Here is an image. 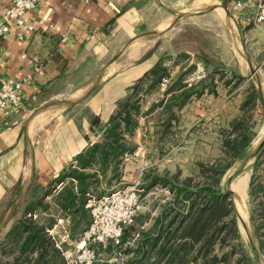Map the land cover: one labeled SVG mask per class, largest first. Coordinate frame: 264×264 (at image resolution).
Here are the masks:
<instances>
[{
    "label": "crops",
    "instance_id": "crops-1",
    "mask_svg": "<svg viewBox=\"0 0 264 264\" xmlns=\"http://www.w3.org/2000/svg\"><path fill=\"white\" fill-rule=\"evenodd\" d=\"M10 2L0 0V23ZM213 3L224 7L234 0H40L26 13L33 30L25 29L20 37L12 28L0 39V89L7 79L31 76L23 87L22 104L8 115L0 113V235L11 232L27 212L23 204L27 197L43 201L27 213L40 211V218L56 213L72 234L88 226L90 214L85 215L88 210L78 197L71 206L62 204L67 188L77 184L68 176L61 181L62 173L71 164L76 166L77 157L85 156L91 144L102 141L119 108L136 101L145 117L159 119V102L179 96L182 88L174 86L178 77L165 89L162 80L155 83L149 75L160 60L176 74L193 64L194 69L205 65L207 71L212 60L225 65L214 66L212 72L230 67L212 54L215 25L222 31L217 46L243 53L241 66L246 63L251 73L252 66L262 63L264 24L253 23L254 7L245 4L233 12L234 37L230 17L192 10ZM192 23L210 32L200 34L184 27ZM197 47L205 57L197 54ZM246 53L256 58L250 61ZM186 79L183 83L188 86ZM139 80L138 88H132ZM160 124L158 120L156 129ZM152 129L150 121L137 128V150L143 142L150 143ZM157 143L158 139L156 147ZM137 154L125 152L121 165L126 170L133 167ZM97 168L93 165L87 171ZM59 181L63 185L56 203L47 204L51 186ZM11 197H16L12 204L1 206Z\"/></svg>",
    "mask_w": 264,
    "mask_h": 264
},
{
    "label": "rangeland",
    "instance_id": "rangeland-1",
    "mask_svg": "<svg viewBox=\"0 0 264 264\" xmlns=\"http://www.w3.org/2000/svg\"><path fill=\"white\" fill-rule=\"evenodd\" d=\"M242 1L248 5L249 0ZM236 2L224 7L216 3L208 4L209 7L197 5L192 10L219 12L227 19L230 17L229 29L235 37L233 12L237 11L234 10ZM250 5L255 8L254 4ZM184 27L200 34L210 32L205 28L201 31L193 23ZM221 34V28L214 25L212 54L230 67L211 71V78L207 79L204 65L205 75L197 79L195 72L194 80H188L190 72L186 70L189 67L179 74L168 69L165 77L169 81L164 84L165 89L174 77L183 76L184 81L188 80L187 88H194V91L184 102L182 96L169 97L166 101L163 98L159 102L162 107L159 119L157 116L145 117L140 107L133 109L136 124L125 134L124 142L134 147L131 152L136 151L138 159L133 167L128 166V170L121 162L120 175L110 183L107 177L112 175V170L108 169L105 176L99 172L101 177L95 187L87 191L98 199L96 219L100 229L113 213L122 214L126 210V205L115 197L123 196L128 190L138 195L135 213L132 220L123 224L119 242L100 230L87 236L95 218L88 207L90 224L80 234H72L64 219L58 218L56 213L42 214L41 218L40 211L25 214L45 227L47 236L59 250L58 257L52 256V250L47 251L49 264H264V146L257 154H252L264 138V103L259 106L247 102L255 92L264 97V50L262 63L255 68L256 73L251 74L246 63L241 66L243 53L217 46ZM197 54L206 55L201 47H197ZM246 56L250 61L256 58L252 53H246ZM188 63L189 60L184 61L183 66ZM158 120L161 124L156 129ZM148 121L153 126V138L148 139L147 145L143 142L137 150L140 140L137 128L147 125ZM244 137L249 145L236 159L233 151L240 148ZM157 139L158 147L154 145ZM228 164L225 173L218 178L221 168ZM154 176L164 177L166 181L158 179L150 183ZM216 180L215 201L206 186ZM63 182L51 186L47 204L56 203ZM13 198H8L2 205L12 204L16 197ZM87 198L88 195L85 206ZM202 206L206 226L203 236L196 240L192 235L201 229L188 233L185 226L188 221H182V218L190 213L195 215ZM210 214L213 216L208 218ZM4 231L0 235V264H17V247L11 241L13 232L6 234ZM83 240L86 248L95 251L90 263L81 260L82 252L77 250V243ZM38 254L36 250L29 252L30 259L24 264H34Z\"/></svg>",
    "mask_w": 264,
    "mask_h": 264
},
{
    "label": "trees",
    "instance_id": "trees-1",
    "mask_svg": "<svg viewBox=\"0 0 264 264\" xmlns=\"http://www.w3.org/2000/svg\"><path fill=\"white\" fill-rule=\"evenodd\" d=\"M194 67L195 65L193 64L189 66L186 71L191 72L194 70ZM149 73V75L154 77V82L159 83L163 77L168 75V70L163 65L162 60H160L158 64L149 71ZM211 75L212 74L206 75L207 79H210ZM183 78V76H179L174 82L175 86L178 88L182 87L179 96L173 95L171 98L176 99L181 98L182 96V100L184 102L194 91V88H187V85L183 84ZM140 81L141 80L135 82L132 88L137 89L139 85L138 83H140ZM247 102L253 103V105L258 103L259 106H263V101L256 92L250 96ZM133 109H137L136 101L132 102V104L129 106L127 103L125 106L119 108L110 118L109 125L106 127L101 139L102 141L91 144L85 156L77 157L76 166L71 164L66 170L63 171L60 178L61 181H63L67 176L77 180V184H72L71 187L67 188L68 190L66 196L63 198L62 202L65 207L71 206L77 197L82 201V203H85L86 192L92 187L94 188L97 181L99 180V177H101L99 172L103 173L105 176L108 169L112 170V175L107 177L109 183L112 182L113 178H118L120 175L119 165L121 163L122 155L125 152H131L134 150V147H129L124 142L126 131L130 133L133 129V126L136 124L133 118ZM248 145L249 142H247L246 138L244 137L240 148L234 149L233 151L236 159L241 157ZM93 165H98L97 170L93 172L87 171V169L93 167ZM228 167L229 164L221 168L218 178L225 173ZM158 179L163 182L166 181L164 177L154 176L150 183ZM216 185L217 180L214 183L210 185L208 184L206 186V189H209L211 193H213L212 198L214 199L217 197V192L215 189ZM41 199L42 198H37L33 200L32 198L28 197L25 198L23 200V204L26 205L27 212L32 209L35 204H42L43 201ZM216 200L217 199H215V201ZM2 204L3 202H1V206ZM215 205L216 202H214L213 206ZM204 210L205 208L202 206L195 212V215H191L190 213L183 215L182 218V221H188L185 225L186 231L188 233L193 234L195 229H201V231L199 230L197 233L192 235L196 240L203 236V230L206 226V214ZM27 212L21 216V218L18 220L19 223L16 224V226L11 230V232H13L11 241L14 243L15 248L17 247L18 254H16L15 258L17 264H24L25 261L27 262L30 259L29 252L32 250H36L37 252L39 251V254L34 259V264H49V259H46L47 251L52 250V256L58 257L59 250L52 244L51 240L47 236L45 227L38 224L36 221H32L31 219L27 218L25 216ZM87 213H89V210L88 212H85V215H87ZM213 214H210L208 218H211ZM190 216L192 217L191 220Z\"/></svg>",
    "mask_w": 264,
    "mask_h": 264
},
{
    "label": "built area",
    "instance_id": "built-area-1",
    "mask_svg": "<svg viewBox=\"0 0 264 264\" xmlns=\"http://www.w3.org/2000/svg\"><path fill=\"white\" fill-rule=\"evenodd\" d=\"M40 0H11L10 5L6 9L5 18L2 23H0V39L7 35L12 28L16 30V33L23 37L24 30H33V25L26 20V13L29 10L36 8ZM246 2L242 0H237L234 5V10L239 11L245 6ZM248 4H254V13L252 15V21L255 25L260 26L264 24V0H249ZM196 78L200 79L205 75V70L202 66H198L196 70ZM31 78L28 75L22 79L10 78L3 82L2 88L0 89V113L3 115H8L12 112L13 108H17L22 104L23 101V87L25 83ZM195 77H192L194 80ZM169 81L168 77H164L162 84H166ZM53 186V185H52ZM88 195L86 207L90 208L94 219L90 225L89 232L87 236L100 230L106 236H111L119 240L124 227L123 224L127 220H132L134 215V207L138 201V195L134 191H126L123 196H117L116 199L119 203L126 205V210L124 213H113L106 223L102 225V229L98 227L96 219V208L98 204V199L91 195L90 192H86ZM116 196V195H114ZM112 195V197H114ZM90 233V234H89ZM119 242V241H118ZM86 241L83 240L77 243L78 252L80 254L81 260L90 263L94 258L95 251L90 248L85 247Z\"/></svg>",
    "mask_w": 264,
    "mask_h": 264
},
{
    "label": "water",
    "instance_id": "water-1",
    "mask_svg": "<svg viewBox=\"0 0 264 264\" xmlns=\"http://www.w3.org/2000/svg\"><path fill=\"white\" fill-rule=\"evenodd\" d=\"M214 66H218V67H220V68L225 67L224 64L217 63V62H215V61L212 60V61H210V64H209V66H208L207 73H211V71L213 70ZM255 68H256V67H253V66H252V68H251V73H252V74H255V73H256ZM259 90H260V92H261L260 87H259ZM261 94H262V93H261ZM262 99H263V101H264V97H263V96H262ZM263 146H264V138L261 140V142L259 143V145H258V146L252 151V154H257ZM229 191H230L231 193H234L233 190H231V189H229ZM254 247H255V250H256V252H257V254H258V250H257L256 246H254Z\"/></svg>",
    "mask_w": 264,
    "mask_h": 264
},
{
    "label": "bare ground",
    "instance_id": "bare-ground-1",
    "mask_svg": "<svg viewBox=\"0 0 264 264\" xmlns=\"http://www.w3.org/2000/svg\"><path fill=\"white\" fill-rule=\"evenodd\" d=\"M243 180V179H242ZM242 180H241V183H242ZM240 183V182H239ZM241 185V184H240ZM246 186V185H245Z\"/></svg>",
    "mask_w": 264,
    "mask_h": 264
}]
</instances>
